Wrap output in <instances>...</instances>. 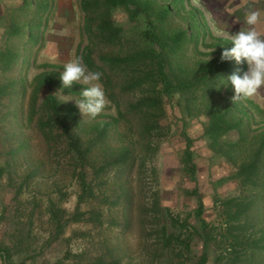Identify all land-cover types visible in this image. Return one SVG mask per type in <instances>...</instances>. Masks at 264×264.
<instances>
[{"label": "rangeland", "instance_id": "374dc122", "mask_svg": "<svg viewBox=\"0 0 264 264\" xmlns=\"http://www.w3.org/2000/svg\"><path fill=\"white\" fill-rule=\"evenodd\" d=\"M11 2L5 0L4 15L12 9ZM155 2L158 7H171L167 19L170 33L187 30L183 51L174 64L176 73L182 76L186 72L189 77L201 75L203 68L220 56L222 48L231 47L216 31L246 30L250 27L245 21L247 11L260 12L255 27L264 33V0H183L180 5L171 0ZM227 8L236 11L229 14ZM116 19L124 27L125 44L92 46V56L99 64L100 56L127 53L145 28L144 19H130L123 10ZM84 20L81 0H53L42 39L28 46L13 41L10 45L22 52L21 58L10 70L0 66V86L9 90L0 94V244L9 246L14 260L23 264H197L205 235L196 219L197 199L191 193L198 188L205 204L203 216L209 223L207 232L216 239L207 245L206 264H233L234 259L235 264H264V242L258 249L247 247L252 243L256 246L264 228V191L249 226L225 224L224 201L247 191L235 175L238 166L216 155L209 145L205 134L208 103L199 93H176L174 100L164 97L165 115L159 119L150 115L147 120L127 113L142 90L124 92L125 75L113 74V83L107 86L100 79L108 105L95 118L83 117L79 111L82 121L89 127L111 121L120 111L124 116L110 131L109 141L95 151L92 161L106 165L114 152L128 147L134 164L121 174L106 166L107 171L94 178L88 167V180L96 195H86L78 204L82 188L66 144L58 137L56 143L51 142L38 127L43 99L50 93L58 96L56 92L62 86L45 85L35 99L33 83L45 71L58 72L60 78L64 63L76 56L82 58L89 44ZM1 22L0 50H5L8 43ZM80 87L74 84L71 89L63 88L62 93L79 96ZM233 95L232 86L217 88L212 103L241 120L247 139L240 155L245 157L264 133V112L251 104L253 101L264 111V87L251 98L233 100ZM147 122L150 130L145 129ZM79 133L84 135L81 130ZM240 133L234 130L223 139L235 140ZM187 136L193 141L197 182L187 174L183 163ZM78 210L84 215L73 220L70 215ZM102 212L104 226L92 219ZM165 226L168 233L174 231L191 245L174 239L165 243ZM231 229L247 241L242 244L238 243L241 238H229ZM114 254L118 258L115 263Z\"/></svg>", "mask_w": 264, "mask_h": 264}, {"label": "trees", "instance_id": "16d2710c", "mask_svg": "<svg viewBox=\"0 0 264 264\" xmlns=\"http://www.w3.org/2000/svg\"><path fill=\"white\" fill-rule=\"evenodd\" d=\"M171 1H175L176 5L183 3V0ZM11 4L10 8L12 9L2 17L3 36H5L8 43L5 50H0V66L4 70H10L22 56V52L14 51L13 46L10 44L15 40L23 43V46L38 43L42 39L44 22L53 11V0H12ZM81 8L85 15L84 30L89 41L82 55L84 63L89 69L101 73V79L106 86L113 83V74L120 73V75L126 76L125 82L122 84L124 92L142 90V95L129 106L127 112L129 115H134L140 119L146 117L147 120L149 119L148 116L155 115L154 117L159 119V117L165 115L164 97L174 100L176 93H189L191 96L199 93L200 96L205 97L208 103L206 109L208 123L205 134L209 145L216 155L225 157L238 166L235 175L247 191L244 195L224 201V222H226L225 224H232L234 228L249 226L253 220L251 215L255 212V206H259L261 202V196L259 195L264 191V133L256 142L258 145L251 149L252 152L242 157L240 155L242 153L241 146L247 136L243 133L241 120L232 118L230 110L222 109L212 103V95L217 92L219 83L224 80L221 74L226 76L238 68L244 70L247 67L246 64H237L234 59L221 61L219 56L213 62H209L206 68H203L201 75L196 73L194 77H189L190 75L186 72L185 76H182L176 73L174 64L176 62L175 58L183 51L188 33L187 30L172 33L168 31L167 19L171 7H158L155 0H81ZM121 10L130 19H144L145 28L141 31L139 37L134 38L135 43L130 44L127 53L100 56L99 64L92 56V46L115 47L125 44L124 27L116 19ZM226 42L232 45L228 40ZM58 74V72L45 71L35 77L33 83L35 99L38 92L45 85L62 86ZM105 77L107 80H105ZM148 86L150 89L147 88V91L145 87ZM224 86L231 87V84L221 85L219 89ZM8 91L6 86H0V94L8 93ZM189 101L186 102L187 106L188 103H191V98ZM251 104L259 112H264L253 101H251ZM39 111L42 114L38 127L43 136L50 139L51 142L54 141V143H56L57 137L61 138L75 163V169L78 172L82 188L78 204L85 201L86 195H94V197L96 195L92 181L88 180V167L93 171V178L100 177L102 173H105L107 171L106 166L109 167V170L120 174L127 173L133 167L134 157L128 147L114 152L112 154L113 159L105 162L106 165L98 166L92 161L95 151L101 149L109 141L110 131L117 126L121 116H124L121 111L119 116L113 117L111 121L88 127L82 121L79 109L75 104L59 103L58 96L52 93L45 96L39 106ZM245 113L248 114L247 110H245ZM152 124V126L155 125V123ZM144 126L146 130L151 129L148 122ZM80 130L84 132V135L79 133ZM234 130H240V137L231 141L223 139ZM141 131L144 132V128H141ZM85 135L88 138L87 141L84 140ZM192 142V139L187 136L183 163L187 174L196 181L198 167L194 160ZM191 193L197 199L196 219L200 222L205 233L203 236L204 248L197 264H206L209 258L207 245L211 240L216 241V239H212L211 234L207 232L209 223L203 216L205 204L198 188H195ZM81 215L83 216L84 212L78 210L70 217L77 220L79 217L81 218ZM102 216L103 212L102 214H94L92 219L98 221L97 223L100 226H104L105 219ZM163 232L166 239L165 243L174 239L182 244L185 243L187 246L191 245L188 241L184 242L174 231L168 233L167 226L164 227ZM229 233L232 234L229 238L233 237L235 240L241 238L238 243L243 244L247 241V238H242L240 233H235L232 229ZM234 233L235 235H233ZM260 235L261 237L256 246H253L254 243H252L248 244L247 247L258 249L259 245L264 242V228H262ZM229 249L231 251V248ZM113 257V263L117 262V256L114 254ZM233 261V264H235L236 260ZM0 264L23 263L14 260L13 252L9 246L0 244Z\"/></svg>", "mask_w": 264, "mask_h": 264}, {"label": "clouds", "instance_id": "9594fccd", "mask_svg": "<svg viewBox=\"0 0 264 264\" xmlns=\"http://www.w3.org/2000/svg\"><path fill=\"white\" fill-rule=\"evenodd\" d=\"M226 11L234 14L236 9L227 8ZM259 20L260 12L249 10L245 14V21L250 27L246 30L230 32L221 29L216 31L218 36L232 43L231 47L222 49L220 60L234 59L237 64L247 66L244 70L238 68L226 76L221 74L224 80L219 83V87L231 84L234 89L233 100L251 98L261 87H264V33L255 27ZM214 49L215 47L211 53ZM62 67L63 71L60 72L62 88L56 92L59 103L74 101L83 117L98 116L108 105L105 90L99 82L101 73L90 71L80 56L69 59ZM74 84L81 85L78 91L79 96L72 95L71 92L62 93L63 88L71 89Z\"/></svg>", "mask_w": 264, "mask_h": 264}, {"label": "crops", "instance_id": "0c3cea01", "mask_svg": "<svg viewBox=\"0 0 264 264\" xmlns=\"http://www.w3.org/2000/svg\"><path fill=\"white\" fill-rule=\"evenodd\" d=\"M5 10V0H0V24L2 23V17L4 15ZM3 30V29H2ZM0 35L2 36V32L0 31Z\"/></svg>", "mask_w": 264, "mask_h": 264}]
</instances>
